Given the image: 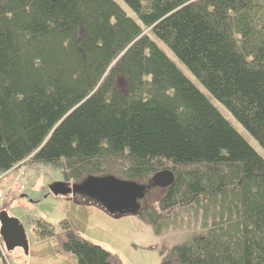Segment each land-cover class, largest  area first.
<instances>
[{"label": "trees", "instance_id": "1", "mask_svg": "<svg viewBox=\"0 0 264 264\" xmlns=\"http://www.w3.org/2000/svg\"><path fill=\"white\" fill-rule=\"evenodd\" d=\"M120 1L137 21L113 0H0V180L29 165L66 184L168 172L136 218L159 236L202 203L217 221L158 247L160 264H264V160L167 55L264 152V0ZM29 223L76 264H121L66 220Z\"/></svg>", "mask_w": 264, "mask_h": 264}, {"label": "rangeland", "instance_id": "2", "mask_svg": "<svg viewBox=\"0 0 264 264\" xmlns=\"http://www.w3.org/2000/svg\"><path fill=\"white\" fill-rule=\"evenodd\" d=\"M125 14L137 21L131 11L120 1L113 0ZM153 40V38L150 36ZM155 41V40H154ZM163 51H165L162 48ZM166 52V51H165ZM168 57L182 74L207 98L220 115L235 129L247 144L264 160V152L256 142L242 129L231 115L203 90L191 76L170 54ZM21 172L23 175L18 183L14 178ZM108 175L92 176L103 179ZM122 181L117 177H113ZM83 178L74 185L85 181ZM138 187L144 188L143 197L136 201L138 211L154 207L165 194L166 188L153 187L148 180L132 181ZM53 184H64L62 174L46 165H29L19 171H12L0 180V189L4 193L0 204V212L19 221L24 229L28 245L27 256L21 249H15L6 258L9 264H76L75 260L60 252L55 239L38 241L29 222L43 221L59 231V224L66 220L79 236L92 244L100 246L105 251L115 255L121 264H160L158 247L175 246L192 236L204 234L214 221L217 214L209 207L204 211V204L198 207L178 209L175 220L155 236L151 227L144 225L135 215L111 214L100 204L82 194L54 196L49 192ZM72 184V182H70ZM65 184V186H70ZM19 186L24 190L18 193Z\"/></svg>", "mask_w": 264, "mask_h": 264}, {"label": "water", "instance_id": "3", "mask_svg": "<svg viewBox=\"0 0 264 264\" xmlns=\"http://www.w3.org/2000/svg\"><path fill=\"white\" fill-rule=\"evenodd\" d=\"M148 181L153 187L167 189L173 182V176L168 172H161ZM65 184H53L49 187V192L54 196L82 194L111 214L136 215L139 212L136 201L144 194V188L132 182L118 181L112 176L103 179L88 177L81 184H70L69 187ZM0 239L6 253L11 254L19 248L27 256L28 245L23 226L16 219L10 218L5 211L0 212Z\"/></svg>", "mask_w": 264, "mask_h": 264}, {"label": "built area", "instance_id": "4", "mask_svg": "<svg viewBox=\"0 0 264 264\" xmlns=\"http://www.w3.org/2000/svg\"><path fill=\"white\" fill-rule=\"evenodd\" d=\"M14 171H16V170L14 169ZM21 176H22V174H21V172H19L18 175L14 178V182H15V183H18V182L20 181ZM1 178H2V177H1ZM23 190H24V187H23V186H19L17 192H18V193H21ZM3 198H4V193H3V191L0 189V204H1V202L3 201ZM0 250H1L2 254H3V247H2L1 242H0Z\"/></svg>", "mask_w": 264, "mask_h": 264}]
</instances>
